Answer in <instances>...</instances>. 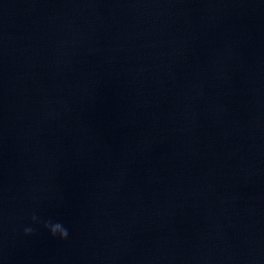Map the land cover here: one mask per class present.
<instances>
[{
  "label": "water",
  "instance_id": "1",
  "mask_svg": "<svg viewBox=\"0 0 264 264\" xmlns=\"http://www.w3.org/2000/svg\"><path fill=\"white\" fill-rule=\"evenodd\" d=\"M0 264H264V0H0Z\"/></svg>",
  "mask_w": 264,
  "mask_h": 264
},
{
  "label": "clouds",
  "instance_id": "2",
  "mask_svg": "<svg viewBox=\"0 0 264 264\" xmlns=\"http://www.w3.org/2000/svg\"><path fill=\"white\" fill-rule=\"evenodd\" d=\"M55 231H58L59 232L61 238L66 239L68 237V232L66 230L58 229V230H55ZM25 232L26 233H30L31 232V229H25Z\"/></svg>",
  "mask_w": 264,
  "mask_h": 264
}]
</instances>
